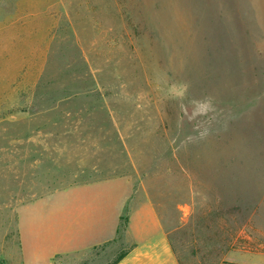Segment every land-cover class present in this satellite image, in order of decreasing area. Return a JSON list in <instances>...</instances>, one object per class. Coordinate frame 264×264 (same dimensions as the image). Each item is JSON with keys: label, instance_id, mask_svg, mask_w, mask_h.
<instances>
[{"label": "rangeland", "instance_id": "rangeland-1", "mask_svg": "<svg viewBox=\"0 0 264 264\" xmlns=\"http://www.w3.org/2000/svg\"><path fill=\"white\" fill-rule=\"evenodd\" d=\"M120 174L180 264H264V0H0V264L22 206Z\"/></svg>", "mask_w": 264, "mask_h": 264}, {"label": "crops", "instance_id": "crops-1", "mask_svg": "<svg viewBox=\"0 0 264 264\" xmlns=\"http://www.w3.org/2000/svg\"><path fill=\"white\" fill-rule=\"evenodd\" d=\"M134 187L125 174L98 177L26 203L18 219L19 264H54L60 256L112 244L124 215L128 248L116 264H180L156 206L144 193L135 203ZM240 259L220 264H259Z\"/></svg>", "mask_w": 264, "mask_h": 264}, {"label": "trees", "instance_id": "trees-1", "mask_svg": "<svg viewBox=\"0 0 264 264\" xmlns=\"http://www.w3.org/2000/svg\"><path fill=\"white\" fill-rule=\"evenodd\" d=\"M126 225H127V216L124 215L120 218V224L117 230V237L121 236L126 229ZM126 255V251L121 252L120 254H118V256L115 258V260L113 262H111L110 264H116L118 263L124 256Z\"/></svg>", "mask_w": 264, "mask_h": 264}]
</instances>
